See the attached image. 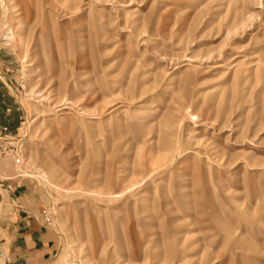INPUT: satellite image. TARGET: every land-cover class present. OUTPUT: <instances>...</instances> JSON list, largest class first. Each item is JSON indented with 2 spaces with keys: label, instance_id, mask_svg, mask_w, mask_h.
I'll return each mask as SVG.
<instances>
[{
  "label": "rangeland",
  "instance_id": "rangeland-1",
  "mask_svg": "<svg viewBox=\"0 0 264 264\" xmlns=\"http://www.w3.org/2000/svg\"><path fill=\"white\" fill-rule=\"evenodd\" d=\"M0 54L54 264H264V0H4Z\"/></svg>",
  "mask_w": 264,
  "mask_h": 264
},
{
  "label": "crops",
  "instance_id": "crops-1",
  "mask_svg": "<svg viewBox=\"0 0 264 264\" xmlns=\"http://www.w3.org/2000/svg\"><path fill=\"white\" fill-rule=\"evenodd\" d=\"M9 62L0 54V134L4 137L20 115L14 93L17 88L14 67ZM3 127H7L6 132H2ZM26 189L16 182L7 185L10 199L16 204L0 219V257L3 264H54L59 249L58 235L44 222L42 212L21 204L27 196Z\"/></svg>",
  "mask_w": 264,
  "mask_h": 264
},
{
  "label": "built area",
  "instance_id": "built-area-1",
  "mask_svg": "<svg viewBox=\"0 0 264 264\" xmlns=\"http://www.w3.org/2000/svg\"><path fill=\"white\" fill-rule=\"evenodd\" d=\"M7 131V127H3L2 128V132H6ZM2 136V134H0ZM13 152V147L12 146H8L7 142H6V137H1L0 138V154L1 155H9Z\"/></svg>",
  "mask_w": 264,
  "mask_h": 264
},
{
  "label": "bare ground",
  "instance_id": "bare-ground-1",
  "mask_svg": "<svg viewBox=\"0 0 264 264\" xmlns=\"http://www.w3.org/2000/svg\"><path fill=\"white\" fill-rule=\"evenodd\" d=\"M0 2H1V4H2V2L4 3V0H3V1L0 0Z\"/></svg>",
  "mask_w": 264,
  "mask_h": 264
}]
</instances>
